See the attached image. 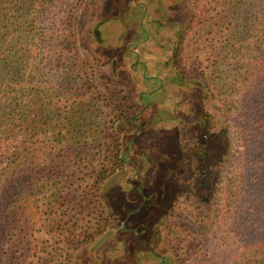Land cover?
<instances>
[{"label":"trees","instance_id":"obj_1","mask_svg":"<svg viewBox=\"0 0 264 264\" xmlns=\"http://www.w3.org/2000/svg\"><path fill=\"white\" fill-rule=\"evenodd\" d=\"M82 1L0 0V264H75L113 227L101 190L127 169L117 126L136 111L122 90L98 89L108 59L77 46ZM187 15L172 65L207 84L216 74L224 120L203 112L179 179L201 196L176 198L166 248L175 264H264V0H192Z\"/></svg>","mask_w":264,"mask_h":264},{"label":"rangeland","instance_id":"obj_2","mask_svg":"<svg viewBox=\"0 0 264 264\" xmlns=\"http://www.w3.org/2000/svg\"><path fill=\"white\" fill-rule=\"evenodd\" d=\"M191 3L192 0H83L79 7V50L89 60L99 53L108 59L105 65L95 63L98 89L106 93L122 90L136 114L131 121L117 126L130 150L127 169L101 190L113 227L92 248L78 252L75 264H157V255L164 257L167 264H175L169 246L166 248L164 223L178 196L187 203L201 196V192L196 199L194 195L191 199L183 195L179 179L196 164L191 149L205 135L203 112L221 121L217 127L224 120V104L211 93V87H219L216 74L208 77L209 84L192 74L180 77L171 62ZM202 35L191 36V56L203 57L199 52ZM234 73L231 69L225 82L229 91ZM152 76L162 81L159 90L149 94L159 82L153 79L154 84L148 86ZM220 92L218 89L216 95ZM144 108L145 113L137 115ZM232 131L236 136L237 130L233 127ZM131 228L140 234L139 238Z\"/></svg>","mask_w":264,"mask_h":264},{"label":"flooded vegetation","instance_id":"obj_3","mask_svg":"<svg viewBox=\"0 0 264 264\" xmlns=\"http://www.w3.org/2000/svg\"><path fill=\"white\" fill-rule=\"evenodd\" d=\"M174 52V51H173ZM173 52H172V56H173ZM132 53H135V52H132ZM172 58V57H171ZM173 68V67H172ZM177 76H178V74H177ZM149 79H159V82H158V86L154 89V90H152L149 94H152V93H154V92H157L158 90H159V86H161L160 84H161V81H162V79H160V77H156V76H152L151 78H149ZM153 82H155V80H153V81H150L149 82V84H147L148 86H151L152 84H154ZM150 96V95H149ZM147 97L146 98V102H147V106H149V104H150V97ZM146 97V96H145ZM144 97V98H145ZM147 110V108H144V109H142L137 115H140V114H143V113H145V111ZM132 123V122H131ZM123 228H125V227H123ZM131 230L133 231V232H135V237H137V238H139V236H140V234L137 232V231H135V229H132L131 228ZM156 231V230H155ZM150 253H153L152 251L150 252ZM156 256V255H155ZM156 257H159V262L157 263V264H167V262L165 261V258L164 257H162V256H159V255H157Z\"/></svg>","mask_w":264,"mask_h":264}]
</instances>
